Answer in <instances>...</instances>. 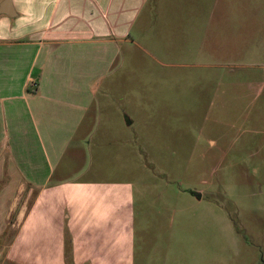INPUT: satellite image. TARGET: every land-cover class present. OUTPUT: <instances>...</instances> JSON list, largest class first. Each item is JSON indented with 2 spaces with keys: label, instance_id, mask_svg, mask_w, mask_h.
<instances>
[{
  "label": "rangeland",
  "instance_id": "374dc122",
  "mask_svg": "<svg viewBox=\"0 0 264 264\" xmlns=\"http://www.w3.org/2000/svg\"><path fill=\"white\" fill-rule=\"evenodd\" d=\"M132 39L103 109L130 125L79 133L57 176L144 191L137 264H264V0H149Z\"/></svg>",
  "mask_w": 264,
  "mask_h": 264
},
{
  "label": "crops",
  "instance_id": "0c3cea01",
  "mask_svg": "<svg viewBox=\"0 0 264 264\" xmlns=\"http://www.w3.org/2000/svg\"><path fill=\"white\" fill-rule=\"evenodd\" d=\"M9 1L0 0V262L137 264L153 249L139 235L163 223L150 204L143 217L144 191L57 172L79 133L130 125L103 109L118 103L123 45L149 0Z\"/></svg>",
  "mask_w": 264,
  "mask_h": 264
},
{
  "label": "water",
  "instance_id": "95a60500",
  "mask_svg": "<svg viewBox=\"0 0 264 264\" xmlns=\"http://www.w3.org/2000/svg\"><path fill=\"white\" fill-rule=\"evenodd\" d=\"M10 1L9 0H5V4L7 5ZM7 16H12L11 12H5L4 13Z\"/></svg>",
  "mask_w": 264,
  "mask_h": 264
}]
</instances>
